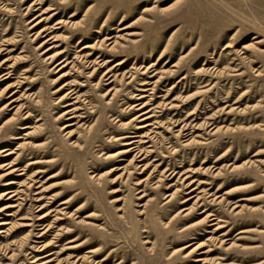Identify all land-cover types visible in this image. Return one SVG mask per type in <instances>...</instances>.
Instances as JSON below:
<instances>
[{"label": "rangeland", "instance_id": "1", "mask_svg": "<svg viewBox=\"0 0 264 264\" xmlns=\"http://www.w3.org/2000/svg\"><path fill=\"white\" fill-rule=\"evenodd\" d=\"M1 149L0 264H264V0H0Z\"/></svg>", "mask_w": 264, "mask_h": 264}, {"label": "bare ground", "instance_id": "2", "mask_svg": "<svg viewBox=\"0 0 264 264\" xmlns=\"http://www.w3.org/2000/svg\"><path fill=\"white\" fill-rule=\"evenodd\" d=\"M86 47H89L88 45H82V47L81 48H86ZM49 49L50 48H48L46 51H49ZM49 58H52V55L51 56H48ZM108 61V60H107ZM119 64H121V62H117V63H115L114 65H112V66H110L105 72H104V74L106 75V74H108V73H110V72H112L114 69H116L115 67L117 66V65H119ZM143 83H146V82H143ZM15 91H12L9 95H13V93H14ZM15 101H17L16 99H11L10 101H8L7 103H5V105H3L2 107H4V106H10L13 102H15ZM68 104H70V103H68ZM1 107V108H2ZM18 108V107H17ZM16 108V109H17ZM144 113H147V111H145V112H143V114ZM26 117V116H25ZM148 117H150V115H146L145 117H142L141 119H146V118H148ZM68 125V124H67ZM147 125V124H146ZM146 125H141L140 127H145ZM65 127V126H64ZM27 128H30V126L29 125H27V124H24V125H22V126H20V129H27ZM27 133L28 132H25L24 134L25 135H27ZM18 136H14V138H17ZM133 137H135V136H133ZM116 139H118V138H116ZM134 142H135V139H132V140H130V141H127V142H125V144H127V145H132V144H134ZM37 145H40V144H37ZM36 145V146H37ZM132 149V147H130V148H127V149H124V150H119V151H117V152H115V154H119V153H123V152H127V151H130ZM5 151V149H1L0 150V152H4ZM11 153H13L12 151H6L4 154H3V156H7V155H9V154H11ZM114 153L113 154H111L110 156H114L115 155ZM50 160H47V159H38V160H33V161H31V162H29V165H32V164H43V163H45V162H49ZM137 161V160H136ZM14 163V162H13ZM10 167H11V169L7 172V173H5V174H1L0 175V177L1 176H5V175H9V174H11V173H16V171H18V170H21V169H18V167L17 166H15V165H9ZM8 166V167H9ZM112 170V169H111ZM39 171V170H38ZM20 174H22V172L20 171V172H17L15 175H20ZM16 183V181L14 180V179H8V180H5L4 182H3V186H5L6 187V189L4 190V192L2 193V195L4 196V199L5 200H8V199H11V197L13 196V195H15L14 193H12V190H11V186L13 185V184H15ZM193 189L194 188H191V190L193 191ZM35 193H39V192H35ZM41 198H36L35 199V201H39ZM187 199H190V197H188ZM211 200V199H210ZM66 201L67 200H64V201H61L60 203L62 204V203H66ZM1 205V204H0ZM15 205H5L4 206V208H0V211H2V210H4V209H7V208H9V207H14ZM43 207H44V205H39L38 206V208H37V210L36 211H41L42 209H43ZM192 207H190V208H183V210H186L187 211V213H188V211H190V209H191ZM5 215H12L11 213H6ZM48 214H37V217H36V220L35 221H37L36 223L34 222V221H32V223L30 222V221H21V223L18 225V227H30V226H34V224H35V226H38L39 225V223L38 222H41L42 220H44L45 219V217L47 216ZM213 214L211 213V212H207L205 215H204V217L203 218H201V220H199V221H197V222H193V223H191V224H189L185 229H187V228H191V227H194V226H196V225H199V224H201L202 222H204V221H210V220H216L217 218L216 217H212L211 219H208L209 217H211ZM19 219H21V220H30V218H28V217H24V216H22V217H20ZM58 219H61V218H58ZM217 221H219V220H217ZM9 222H8V220L7 219H5V218H0V227L2 228V226L3 225H7ZM213 224H215V225H217V223L215 222V223H209V225H213ZM218 227H220V226H217V227H215L214 228V230H216ZM39 229H42V228H39ZM0 232H3V230H1L0 229ZM45 235V231H42L40 234H37V236L36 237H38V238H41V237H43ZM186 246H184V248H185ZM42 249V248H41ZM40 249V250H41ZM94 251V249H89V250H87V252H93ZM85 255H83L82 257H81V259L83 260V259H85ZM106 260V258H102L101 259V261H105ZM200 259H196V261H199ZM48 261V260H47ZM47 261H43V262H41V263H46ZM101 264H103V263H101Z\"/></svg>", "mask_w": 264, "mask_h": 264}]
</instances>
